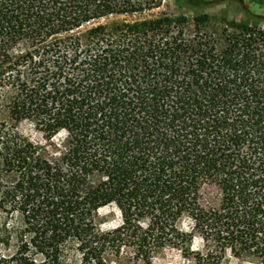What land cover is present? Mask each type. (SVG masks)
Wrapping results in <instances>:
<instances>
[{
    "label": "trees",
    "instance_id": "obj_1",
    "mask_svg": "<svg viewBox=\"0 0 264 264\" xmlns=\"http://www.w3.org/2000/svg\"><path fill=\"white\" fill-rule=\"evenodd\" d=\"M243 3L264 18V0ZM159 7L0 0V107L48 141L64 135L52 153L0 120V246L16 247L0 264L149 261L169 249L193 264L228 253L264 264V30L225 21L209 33L206 14L141 18ZM206 176L215 206L203 203ZM107 207L121 222L102 231Z\"/></svg>",
    "mask_w": 264,
    "mask_h": 264
},
{
    "label": "rangeland",
    "instance_id": "obj_2",
    "mask_svg": "<svg viewBox=\"0 0 264 264\" xmlns=\"http://www.w3.org/2000/svg\"><path fill=\"white\" fill-rule=\"evenodd\" d=\"M157 3H160V7L146 12L141 18H153L161 17L164 15L169 16H185L188 19L192 20L196 16L200 15H209L211 27V33L213 29L218 28L222 29L224 25H227L225 21L230 23L232 27L229 29L235 31L240 28L241 25L247 24L250 28L254 26L260 27L264 30V18L252 17L246 10L243 0H223L218 4L213 5H197L193 0H155ZM140 17L128 18L129 20L138 19ZM116 18L110 20L102 21L101 24H109ZM92 26H86L84 32L90 29ZM187 36L195 35L193 25H189L188 31L186 32ZM0 120H7L10 125H13L16 130L30 139L37 145L45 146L52 153L55 152L58 145L64 138V135L61 134L54 138L51 141H48L44 135L38 131L35 125L30 121H25L19 124H15L7 118V114L3 107H0ZM202 192H203V203L205 206H215L218 202V190L215 185L214 176L203 177L200 181ZM0 222H3V218L0 216ZM121 222L119 213L113 207H107L102 209L97 218V223L102 231H109ZM15 224V221H12V225ZM181 228L184 231H191L193 228V222L191 219L186 218L181 223ZM15 245L12 244L10 247L5 248L0 246V258L3 255H11L15 252ZM203 250V241L197 237L194 241L192 252H199ZM107 264H193V254L189 252H182L179 250L169 249L162 253L157 254L149 261L143 260H130L128 256L124 255L123 257L117 259L114 256H108L106 258ZM223 264H258L250 259L246 258H237L234 257L231 253H228Z\"/></svg>",
    "mask_w": 264,
    "mask_h": 264
},
{
    "label": "flooded vegetation",
    "instance_id": "obj_3",
    "mask_svg": "<svg viewBox=\"0 0 264 264\" xmlns=\"http://www.w3.org/2000/svg\"><path fill=\"white\" fill-rule=\"evenodd\" d=\"M246 4H247V2H246ZM248 7H250V4L249 5H247Z\"/></svg>",
    "mask_w": 264,
    "mask_h": 264
},
{
    "label": "water",
    "instance_id": "obj_4",
    "mask_svg": "<svg viewBox=\"0 0 264 264\" xmlns=\"http://www.w3.org/2000/svg\"><path fill=\"white\" fill-rule=\"evenodd\" d=\"M247 5H249V2H247Z\"/></svg>",
    "mask_w": 264,
    "mask_h": 264
}]
</instances>
